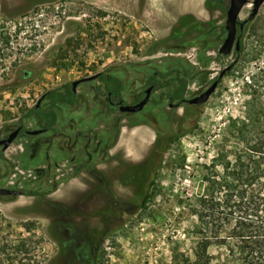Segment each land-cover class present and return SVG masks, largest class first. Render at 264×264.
<instances>
[{
  "label": "rangeland",
  "instance_id": "rangeland-1",
  "mask_svg": "<svg viewBox=\"0 0 264 264\" xmlns=\"http://www.w3.org/2000/svg\"><path fill=\"white\" fill-rule=\"evenodd\" d=\"M208 6L206 0H0V140L18 127L42 130L24 119L27 109L40 105L45 92L101 72L121 81L123 104L132 105L157 72L167 80L183 72L184 96L191 98L232 64L190 117L186 106L160 100L165 88L153 90L137 114L117 107L110 114L93 79L77 85L76 105L57 108L52 130L20 133L0 147V187L39 193L0 197V264H168L173 250L192 246L189 204L196 205L201 166L231 140L229 118L241 111L245 83L264 68V2L242 33L239 54L210 49L198 57L194 47L170 54L174 42L197 34L175 40L180 17L195 15L209 29L207 39L213 36L224 15ZM155 141L158 167L148 162Z\"/></svg>",
  "mask_w": 264,
  "mask_h": 264
},
{
  "label": "trees",
  "instance_id": "trees-1",
  "mask_svg": "<svg viewBox=\"0 0 264 264\" xmlns=\"http://www.w3.org/2000/svg\"><path fill=\"white\" fill-rule=\"evenodd\" d=\"M163 79L165 83H162ZM94 80L101 84L96 90H103L104 108L108 113H114L112 107L124 103L123 84L107 72L97 74ZM146 84H154L153 90L167 89L160 95V100L168 102L182 99L187 87L181 71L170 80L165 73L157 72ZM244 91L241 111L229 118L228 125L233 131L231 140L221 142L215 155L201 166L200 191L194 197L196 205L189 204L190 215L196 219L195 226L188 231L192 246L185 251L173 250L168 264H264V68L256 69L248 77ZM141 96L142 93L133 95V103ZM41 98L40 105L26 110L24 119L35 122L43 131L52 130L57 124L60 105L74 106L80 100L68 84L45 92ZM118 135L117 128L109 148L114 146ZM158 144V141L153 143L148 161L155 163L156 167L162 155L161 144ZM4 159L0 149V160ZM150 177H154L153 174ZM54 190L55 187L50 191ZM20 193L39 194L37 191ZM147 199V194H142L138 209L146 204ZM24 228L31 232L28 225ZM212 246L222 252L210 254Z\"/></svg>",
  "mask_w": 264,
  "mask_h": 264
},
{
  "label": "flooded vegetation",
  "instance_id": "flooded-vegetation-1",
  "mask_svg": "<svg viewBox=\"0 0 264 264\" xmlns=\"http://www.w3.org/2000/svg\"><path fill=\"white\" fill-rule=\"evenodd\" d=\"M206 2L209 3L208 11H211L213 13L214 12L215 13H217V12L218 13H222L224 15V21L222 23H220L218 25V27L215 28V31H214L215 33L213 32L214 33L213 36H210V38L207 39L208 34H209V29H205L204 30L203 24L201 23V21H199L195 17V15H191V17L189 19L185 18L184 16L183 17H180L177 20V24L175 26V32L173 34V37L175 38V40H179L182 37H185V34L187 32L189 34H193V32H196L197 34L188 43H186V42H180L179 43L178 41L174 42L176 45L173 48H170L168 50L171 55H176V56L185 55V53L189 49H191L192 47H194L196 49V56H198V57L201 56V55H203V54H205V53L208 54V55H210L211 53L208 52L210 49H212L213 51L216 52V56H223V55H221L219 53V49H220V47H221V45H222V43L225 40L226 35H227V31L225 29V23H226V19H227V11H228V8L230 6L231 0H206ZM252 2H253V0H252ZM246 6H250V4L247 2L241 8V10L239 12V15L237 17L235 42H234L233 48H232V50H231V52H230L229 55L237 54L240 51V50L237 51L235 49L236 43H237V41H239V43H240V49H241V36H242V33H243L245 27L251 21H253L255 19V17L257 16V14H258V12H257V14L254 16L253 19L248 20V17L250 16V14L252 12V8H253V4L251 3V6L252 7L250 9V12H249V15L247 16V18L244 19V20L240 19V15L242 13V10ZM210 35H212V34H210ZM215 37L221 40L220 45L217 46V47L213 44L214 43L213 41H214V38ZM209 41L210 42L212 41L213 43H210ZM147 53H153V49L150 50V51H148ZM229 55H227V56H229ZM216 77H211L209 79L208 83L206 84V87L202 91L194 94L191 98H187V97L184 96L180 100H170L169 103H168L169 106L171 108H175L178 105H184L186 107H189L190 110H188V112L186 113V116L190 117L191 116L190 112L193 113L201 105L190 104L189 101L192 100V99H194L195 97L199 96L206 89H208L210 87V85L213 83V81L216 79ZM153 86H154V84L148 85V88L149 87H152V90H151V92L149 94V99H148V101H147V103L145 105H147L149 103V101L151 100L152 93H153V88H154ZM141 93H142V96L140 97V99L137 102L133 103L132 105H135V104L139 103L146 96V91L141 92ZM118 106H119V103H118L117 107ZM144 108H145V106L141 110L134 112V114H137V113L143 111ZM137 174H138V168H136V176H137ZM132 186L136 187L137 184L136 183L135 184L132 183ZM59 248L60 247L58 246V250H57L56 255H61L60 254V251H59Z\"/></svg>",
  "mask_w": 264,
  "mask_h": 264
},
{
  "label": "water",
  "instance_id": "water-1",
  "mask_svg": "<svg viewBox=\"0 0 264 264\" xmlns=\"http://www.w3.org/2000/svg\"><path fill=\"white\" fill-rule=\"evenodd\" d=\"M247 0H231L230 6L227 11V19L225 23V29L227 31V35L225 40L223 41L219 53L223 56H227L230 54L234 42H235V34H236V22H237V17L239 15V12L241 8L247 3ZM264 0H253V8L250 16L248 17V20H251L254 18V16L257 14L260 6L263 4ZM235 49L237 51L240 50V43L237 41ZM232 68V64L224 68L216 79L213 81V83L210 85L208 89H206L203 93H201L199 96L195 97L194 99L190 100V104H196V105H203L205 104L209 97L214 93L215 89L217 88V85L219 83V80L223 78L226 73ZM96 78V75L81 79L78 81H74L71 83V88L73 91H75L76 87L78 84L81 82L85 81H90ZM152 90V87H149L146 90V96L137 104L135 105H124L123 103H119L118 109L120 112H128V113H134L136 111L141 110L144 105L147 103L149 99V94ZM40 100L38 101L39 104ZM37 104V105H38ZM21 127L16 128L14 131H12L5 139L0 140V147L2 150H6L12 142L18 137V135L21 133ZM43 132V130H38V131H25V134L29 135H35L38 133ZM21 195L20 191L15 190V189H10V188H2L0 187V197H16Z\"/></svg>",
  "mask_w": 264,
  "mask_h": 264
},
{
  "label": "crops",
  "instance_id": "crops-1",
  "mask_svg": "<svg viewBox=\"0 0 264 264\" xmlns=\"http://www.w3.org/2000/svg\"><path fill=\"white\" fill-rule=\"evenodd\" d=\"M118 139V138H117Z\"/></svg>",
  "mask_w": 264,
  "mask_h": 264
}]
</instances>
